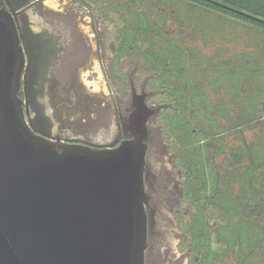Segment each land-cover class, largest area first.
Returning <instances> with one entry per match:
<instances>
[{"label": "flooded vegetation", "instance_id": "af4514ba", "mask_svg": "<svg viewBox=\"0 0 264 264\" xmlns=\"http://www.w3.org/2000/svg\"><path fill=\"white\" fill-rule=\"evenodd\" d=\"M161 6V0H0L20 44H28L34 85L46 84L54 123L37 126L39 135L70 147L114 150L134 141L138 108L147 115L143 264H216L212 235L220 254L227 236L224 226L211 233L217 220L227 219L226 139L212 138L213 124L198 116L207 96L191 94L196 66L179 45L183 38L163 35L174 12L165 16ZM177 52L182 59L174 58ZM164 126L171 132L165 135ZM197 146L206 148L208 164L198 163ZM199 204L208 229L196 228ZM205 248L212 252L206 260Z\"/></svg>", "mask_w": 264, "mask_h": 264}, {"label": "water", "instance_id": "95a60500", "mask_svg": "<svg viewBox=\"0 0 264 264\" xmlns=\"http://www.w3.org/2000/svg\"><path fill=\"white\" fill-rule=\"evenodd\" d=\"M28 51L0 10V264H143L147 115L138 108L134 141L114 150L47 140L36 127L53 111Z\"/></svg>", "mask_w": 264, "mask_h": 264}, {"label": "rangeland", "instance_id": "374dc122", "mask_svg": "<svg viewBox=\"0 0 264 264\" xmlns=\"http://www.w3.org/2000/svg\"><path fill=\"white\" fill-rule=\"evenodd\" d=\"M147 4L149 3L147 2ZM161 4L165 16L174 12V18L168 21L165 20L167 22L163 27L165 32L163 35L183 38L179 41V45L186 49L187 53L190 54L191 52L189 60L193 61L192 64L196 66L195 75L190 76L195 84L191 94L196 95V91L201 90L207 96L206 100L210 108L207 109L204 104L201 105L200 110H198L200 120L205 117L207 120L211 118L218 119L221 108H223L226 113L224 119L226 125H223V128H225V131H231V127L236 122L237 113L242 115L244 112L248 118L244 117L242 121L240 119L244 126L239 127L243 131V139L240 138L241 135L235 133L225 134L226 151L228 152L229 149L235 150L241 145L245 147L253 144L254 148L260 151V154L262 152V156H264V126H261L262 120L258 119V110L255 112V109L252 110L250 106L252 104L258 106L259 100L264 94V33L245 23L230 20L225 16L202 12L201 10L194 12V8L191 11L180 0H161ZM195 17H200L202 20L198 29L192 30L190 28V30L183 27L189 20L195 22ZM173 56L175 59L183 58L181 52H177ZM192 64L190 63V66ZM243 69L249 72L254 69L255 73L250 72L248 75H241L242 80H239L237 85H233L226 75L231 72L233 74L241 73ZM220 73H223L224 76H220ZM82 79L87 82V80L94 81L95 78L82 77ZM241 88L243 90L242 94L239 92ZM237 96H242L243 101L238 102ZM168 132L171 131H168L164 126L165 135ZM227 158H230V155H227ZM261 165V170L264 171V163L262 162ZM238 167L239 172H242V169L244 172L246 171L243 164H239ZM261 170L255 174H260ZM239 190L238 185H232L229 196L231 198L237 197ZM235 218L232 221L217 220L216 225L213 224L212 226L215 231L212 230L211 233L214 234L222 226H226L229 230L231 225L236 224L237 216ZM158 225H162L161 221ZM212 236V250L216 251L217 254L216 264H236L242 258L248 261L249 264H264V243L259 239L256 240V244L248 243L243 246L227 234L226 242L222 246V254H220L219 239L216 235ZM175 253H177L175 256L180 257V252L178 253L176 248Z\"/></svg>", "mask_w": 264, "mask_h": 264}, {"label": "trees", "instance_id": "16d2710c", "mask_svg": "<svg viewBox=\"0 0 264 264\" xmlns=\"http://www.w3.org/2000/svg\"><path fill=\"white\" fill-rule=\"evenodd\" d=\"M183 2L184 5H186L189 9L194 10V12L201 10L202 12H210L217 15L225 16L226 18H229L230 20H234L236 22L245 23L252 28H255L259 30L260 32L264 33V24L259 21H264V0H180ZM221 4L223 6H226L232 10H236L242 13H245L259 21L249 19L243 15L234 13L229 10H225L221 7H218L216 4ZM195 22L192 20H189L187 24L183 27L185 28H191L198 29L202 22L200 17H195ZM166 20V19H165ZM190 29V30H191ZM182 35V34H180ZM254 70V69H253ZM251 70L250 72H254ZM248 70L245 71V69L241 70V73L233 74L232 72L230 74H227L226 76L230 78L231 83L233 85H237L239 80H242L241 75L243 74H250ZM240 74V75H239ZM254 75V74H252ZM220 76H224L223 73H220ZM242 88L239 90V92L242 94ZM199 93H197V97L199 100H201L203 97V94L201 93V90H198ZM238 102L243 101L242 96H237ZM249 101V100H248ZM204 106L205 108L209 109L210 105L208 106L207 100H205ZM252 110L255 109V112L258 110V119L262 120L261 126H264V94L262 95L261 99L259 100L258 106L255 104L250 105ZM220 108V107H218ZM248 118V116H245V113H237L236 115V122L231 127V131H225V128H219L218 123L220 122V119L226 118V113L223 111V108H221L220 117L217 118H211L208 122L213 124L212 131H211V137L214 138L219 134H227V133H235L237 135H241L240 138L243 139V131L239 129L240 126H244L242 119ZM241 119V121H240ZM187 136H192L191 128L186 130ZM199 132H197L198 134ZM200 137L203 135L200 134ZM222 140L224 139L223 136ZM203 138V137H202ZM204 139V138H203ZM221 139V138H220ZM221 140V142H222ZM243 142V140H242ZM243 145L237 147L234 149H229L228 155H230V158H227V170H226V177H227V200L222 206L223 212L226 214V220L232 221V219H236V224L231 225L230 229L228 230L226 227V232H229V236L233 237V240L235 242L240 243L241 245L245 246L246 244H256V240H260L264 243V171H262V165L261 163H264V156H262V152L260 154V151H257L254 148V145H246L245 147H242ZM205 147L197 146L196 148V156L198 163L200 165L208 164L205 158L206 154H203V151H205ZM261 161V163H260ZM239 164H243V167L246 169L244 172L242 169V172H239ZM203 169V168H202ZM259 170H261L260 174L256 175L255 173ZM203 172H205V169H203ZM211 175L214 177V171L212 170ZM258 184V185H257ZM232 185H238L240 187L239 194L237 197L229 196V190L232 189ZM230 186V187H229ZM209 203V199H207L206 203L204 204L205 207ZM216 206V204H213ZM205 208H201V204L198 205L197 213L198 217H200L201 220H197L199 222V226H197V229H208L207 226L208 221L204 220V210ZM207 211V210H206ZM241 229V230H240ZM240 230V231H239ZM201 234V233H200ZM257 237V238H256ZM256 238V239H255ZM258 243V241H257ZM260 243V242H259ZM201 253V251L199 252ZM212 253L211 250H208V248H205L202 250V256L204 260L208 258V255ZM242 262L247 263L245 259L242 258Z\"/></svg>", "mask_w": 264, "mask_h": 264}]
</instances>
